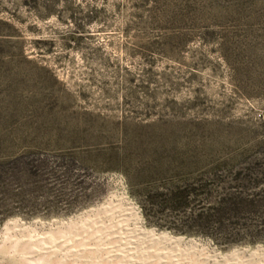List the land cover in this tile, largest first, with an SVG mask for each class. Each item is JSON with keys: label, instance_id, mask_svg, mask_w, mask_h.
Masks as SVG:
<instances>
[{"label": "rangeland", "instance_id": "rangeland-1", "mask_svg": "<svg viewBox=\"0 0 264 264\" xmlns=\"http://www.w3.org/2000/svg\"><path fill=\"white\" fill-rule=\"evenodd\" d=\"M173 191L188 207L150 199ZM126 206L129 229L182 244L84 234ZM257 249L264 0H0V264H261Z\"/></svg>", "mask_w": 264, "mask_h": 264}, {"label": "bare ground", "instance_id": "bare-ground-1", "mask_svg": "<svg viewBox=\"0 0 264 264\" xmlns=\"http://www.w3.org/2000/svg\"><path fill=\"white\" fill-rule=\"evenodd\" d=\"M114 204V203H113ZM112 205V204H111ZM122 205V203H121ZM108 206V205H107ZM114 206V205H113ZM118 206V205H117ZM117 206H114L115 208ZM129 206V205H128ZM106 208V207H105ZM108 208V207H107ZM106 208V209H107ZM112 208V207H111ZM102 209V208H101ZM120 209V208H119ZM118 209V210H119ZM134 208L132 206L130 207H123V209L121 208V215L119 217H121L122 219H120L118 222H114V220L116 219L114 217L115 213L114 214H111L110 211H108V213H110V215H108V221H106L104 224H101L102 226L100 227H95V229H93L91 227L87 229V231L85 230V228L87 227H83V232L84 234H87L89 236H132L134 237L136 240L135 242L133 241V245H139L141 246V244H144V243H149L148 245H152V244H158L159 245H163V244H169V245H173L174 246H177L179 248V245L182 244L178 241H176L175 239L169 237L168 235H156L155 233H151V232H147L145 229L142 228L141 224H140V220L139 218L138 219H135V221L133 222L134 224V227L132 229H129V226H128V223L129 221L131 222L130 220V216L134 213ZM105 210V209H104ZM117 210V208L115 209V211ZM98 211V210H97ZM112 211V209H111ZM104 212V211H103ZM102 211L101 212H98L99 215L100 213H103ZM106 213V212H105ZM106 213V214H108ZM136 214V213H135ZM103 216H105L103 214ZM116 216V215H115ZM118 216V215H117ZM94 217V216H93ZM101 217V216H100ZM106 217V216H105ZM118 217V219H119ZM135 217V216H134ZM97 218H98V215H97ZM96 218V219H97ZM106 219V218H105ZM117 219V220H118ZM141 219V218H140ZM99 220V219H98ZM98 220H96L98 222ZM133 220V219H132ZM100 221V220H99ZM105 221V220H104ZM103 221V222H104ZM94 223V222H93ZM101 223V222H100ZM83 224V223H82ZM97 224V223H96ZM84 225V224H83ZM87 225V224H86ZM97 226V225H96ZM71 228V227H70ZM131 228V227H130ZM82 230V229H81ZM82 233V232H81ZM133 238V239H134ZM123 241V239H122ZM126 241V240H125ZM145 246V245H144ZM151 247V246H150ZM141 250V249H140ZM250 252V251H249ZM236 253V252H235ZM247 253V252H246ZM252 254V253H251ZM244 255V254H243ZM246 255V254H245ZM148 256V255H147ZM150 256V255H149ZM206 256V255H204ZM151 257V256H150ZM174 258V257H173ZM208 260L209 259H212L213 261H215V263H223V264H242V262L239 260L240 258H238V254H232L230 256H227L225 258H220V257H210V256H207L206 257ZM242 258V257H241ZM249 258V257H248ZM251 258L252 259H255V260H258V262H260L261 264H264V249L263 250H258L256 252H254L252 255H251ZM152 259V258H151ZM161 259V258H160ZM154 260V259H153ZM174 260V259H173ZM245 260H247V257L245 256ZM244 260V261H245ZM243 261V262H244ZM247 262V261H245ZM252 262V261H251ZM254 262V261H253ZM253 264V263H251Z\"/></svg>", "mask_w": 264, "mask_h": 264}, {"label": "trees", "instance_id": "trees-1", "mask_svg": "<svg viewBox=\"0 0 264 264\" xmlns=\"http://www.w3.org/2000/svg\"><path fill=\"white\" fill-rule=\"evenodd\" d=\"M156 194H154L153 197H151L150 199L152 201L162 199L161 203H163V204H161V205H165V206L173 208V209L174 208L184 209V208L188 207V205H189L185 191H173V192H170L165 197L159 193H156ZM145 216L148 217L147 210L145 212Z\"/></svg>", "mask_w": 264, "mask_h": 264}]
</instances>
